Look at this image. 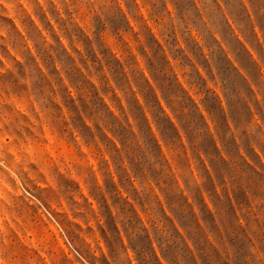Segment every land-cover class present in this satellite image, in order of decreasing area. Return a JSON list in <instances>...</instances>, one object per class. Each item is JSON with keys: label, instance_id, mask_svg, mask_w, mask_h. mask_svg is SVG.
Here are the masks:
<instances>
[{"label": "rangeland", "instance_id": "obj_1", "mask_svg": "<svg viewBox=\"0 0 264 264\" xmlns=\"http://www.w3.org/2000/svg\"><path fill=\"white\" fill-rule=\"evenodd\" d=\"M0 264H264V0H0Z\"/></svg>", "mask_w": 264, "mask_h": 264}]
</instances>
